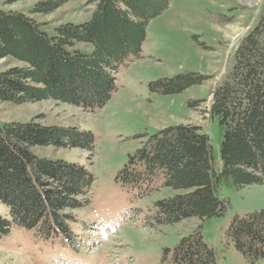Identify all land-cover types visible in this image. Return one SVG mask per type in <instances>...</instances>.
<instances>
[{"label": "trees", "instance_id": "1", "mask_svg": "<svg viewBox=\"0 0 264 264\" xmlns=\"http://www.w3.org/2000/svg\"><path fill=\"white\" fill-rule=\"evenodd\" d=\"M66 1L45 0L32 12L47 14ZM170 1L89 0L94 7L87 20L61 24L54 34L26 13L0 8V60L16 61L0 70V102L54 99L87 111L102 107L115 90L117 69L129 56L141 55L149 21ZM206 79L190 71L153 87L177 94ZM209 113L219 124L221 168L209 134L199 125L177 124L144 135L117 174L123 185L150 187L161 178L174 191L156 202L160 223L225 215L229 203L219 197L224 181L235 187L264 184V3L215 86ZM38 146L92 150L94 137L75 126L0 120V201L11 215L0 216V240L29 233L42 240L72 239L75 217L66 210L89 202L92 173L75 162L37 156ZM227 235L246 257L264 258V210L235 216ZM174 260L216 264V255L195 230L181 238Z\"/></svg>", "mask_w": 264, "mask_h": 264}, {"label": "rangeland", "instance_id": "2", "mask_svg": "<svg viewBox=\"0 0 264 264\" xmlns=\"http://www.w3.org/2000/svg\"><path fill=\"white\" fill-rule=\"evenodd\" d=\"M42 1L0 0V8L26 13L54 34L61 24L87 20L94 7L89 0H67L50 13H33ZM263 3L171 0L163 13L149 21L141 55L129 56L117 69L115 90L102 107L87 111L54 99L20 105L0 102L1 121L75 126L94 137L92 150L33 148L37 156L78 163L94 177L89 202L66 210L75 217L70 221L72 239L42 240L30 233L4 238L0 240V264H177L175 247L195 230L215 252L216 264H264V258L246 257L227 235L235 216L264 210V184L235 187L224 181L219 197L229 203L225 215L163 224L158 221L156 202L174 191L164 187L161 178L150 187L123 185L116 178L144 135L177 124L201 126L210 136L216 166L221 168L219 124L209 113L213 90L231 66L239 41L261 14ZM15 64L11 58L1 59L0 70ZM190 71L207 75V79L177 94H164L153 87L161 78ZM0 216L11 217L2 201Z\"/></svg>", "mask_w": 264, "mask_h": 264}]
</instances>
